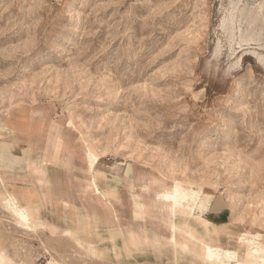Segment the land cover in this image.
<instances>
[{
    "label": "rangeland",
    "instance_id": "rangeland-1",
    "mask_svg": "<svg viewBox=\"0 0 264 264\" xmlns=\"http://www.w3.org/2000/svg\"><path fill=\"white\" fill-rule=\"evenodd\" d=\"M21 139L78 208L26 227L0 182V264H218L204 245L243 255L245 234L263 254L264 0H0V140ZM174 184L198 194L175 217L156 198Z\"/></svg>",
    "mask_w": 264,
    "mask_h": 264
},
{
    "label": "crops",
    "instance_id": "crops-1",
    "mask_svg": "<svg viewBox=\"0 0 264 264\" xmlns=\"http://www.w3.org/2000/svg\"><path fill=\"white\" fill-rule=\"evenodd\" d=\"M6 140V139H5ZM0 140V182L4 180L6 185V192L13 194L9 195L8 198L2 199L3 205L11 211L19 223L29 227L30 221L33 218V210H36L40 216V219L47 222L53 221L54 224H57L59 228L62 229L66 225L65 222H70L72 224V218H68L66 212L64 211V205L73 206V208H78L77 203L74 200L62 199L61 187L56 186L50 187L52 197L49 199L47 197V190L45 187L41 186L38 183V177L30 176L28 172L29 162H36V157L39 158L38 152L32 150L27 140ZM40 162H44L43 160ZM95 171V168L92 172ZM101 173V172H100ZM57 189V191L55 190ZM56 191V192H54ZM7 201V202H5ZM19 201V202H18ZM9 203V204H8ZM10 204H17L19 209L22 210V213L27 214L29 218V224H25L24 221L17 218L16 214L8 207ZM33 209V210H32ZM29 213V214H28ZM211 219V223L214 226L217 223H221L220 218ZM56 222V223H55ZM73 225V224H72ZM101 227L100 237H102L101 245L108 242L109 240L105 238V235L108 233V229ZM74 230V229H70ZM75 231V230H74ZM77 232V231H75ZM80 235V233H78ZM173 237V236H172ZM124 240V238H122ZM125 243V244H124ZM126 242L117 244L114 248V251L120 254L126 253H141L148 252L152 250L150 248H136L131 245H126ZM112 248L106 245H102L101 252H112ZM122 260L118 264H207L204 261L199 262H184V259L180 262H171L163 260H123V255L121 256ZM54 264V263H49Z\"/></svg>",
    "mask_w": 264,
    "mask_h": 264
},
{
    "label": "bare ground",
    "instance_id": "bare-ground-1",
    "mask_svg": "<svg viewBox=\"0 0 264 264\" xmlns=\"http://www.w3.org/2000/svg\"><path fill=\"white\" fill-rule=\"evenodd\" d=\"M25 119H26V117H25ZM86 159L88 161L91 160V164H94L97 161V156L95 154H93L91 151H87ZM144 190L145 191L148 190V185H144ZM193 190H190V188L186 189L182 186L174 184L172 187H170V189H165L162 192H158L156 194V198H157V200L161 201L162 204L166 205V207H165L166 210L170 213V215L175 217V215H177L176 214L177 211L191 209V203L195 202V200L198 196V194ZM139 198L140 199L143 198L142 195H139ZM5 202H7V201H5ZM8 207L16 214L17 218L24 221L25 224L26 223L29 224L28 215L22 213V210L19 209V206L17 204H14V205L10 204ZM144 207H145V204L143 205V203L141 201L135 202V210H142ZM194 207H193V209H194ZM201 208L203 209V207H201ZM203 211H204V209H203ZM192 212H193V210H192ZM190 214H192V213H190ZM195 216H198V215H195ZM198 218L203 223L209 224V222L207 220H205L201 215H199ZM173 228H176V226L174 225ZM178 231L181 234H184L187 236L193 237V235H194V230H193V228H190V227H187L184 230L179 228ZM243 237H244L243 243L246 246L245 252L243 255H239V253L236 250H224L219 246L204 245V242L201 239L198 240V242H200L201 245L205 246L204 255L207 258V260H209L211 262H216L218 264H233L230 262L232 260H234L235 264H255L258 262L261 264H264V253L262 254L263 251L260 250L263 246V243H261L258 239H256L255 236H253L251 234H245ZM173 239H175V234H173Z\"/></svg>",
    "mask_w": 264,
    "mask_h": 264
}]
</instances>
